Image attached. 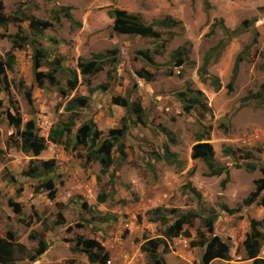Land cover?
Instances as JSON below:
<instances>
[{"label": "rangeland", "instance_id": "374dc122", "mask_svg": "<svg viewBox=\"0 0 264 264\" xmlns=\"http://www.w3.org/2000/svg\"><path fill=\"white\" fill-rule=\"evenodd\" d=\"M6 25L0 24V61L7 54L15 56L12 71H5L8 91L0 93V239L23 246L17 250L14 264H91L82 242H92L93 264H151L140 250L147 241L160 238L157 255L164 264H200L206 245L213 236L228 248L230 260L220 258L209 264H253L243 242L251 232L252 221H262L264 237V0H0ZM66 9L71 20L65 15ZM119 9L140 15L145 24L161 31L158 40L120 35L112 31L109 11ZM171 17L179 22L172 31L156 22ZM31 19L47 27L38 33L30 28ZM222 20V21H221ZM244 23V24H243ZM221 24V25H220ZM246 25V28H242ZM230 32L240 29L230 38ZM213 30L212 34L210 31ZM173 32V36L170 35ZM18 37L17 44L11 37ZM226 41L207 71L221 83L214 91L210 80L199 76L207 51ZM164 43V45H162ZM40 46L50 56L59 58L63 71L42 66L37 72L54 75L57 85L44 80L39 87L33 75V48ZM185 50L183 63L176 66L171 54ZM149 50L155 66L138 55ZM116 51L115 67L105 64L94 76H82L77 70L79 59ZM187 53V54H186ZM241 57L232 90V69ZM112 58V56H111ZM145 68L154 75L151 82L136 76ZM70 71L78 84L67 91ZM189 84L203 93L209 113L198 119L194 111L184 113L176 94ZM105 86V89H97ZM61 89L66 91L62 95ZM90 89L95 90L92 94ZM31 92V100L26 92ZM89 96L88 107L77 111L70 147L47 141L45 151L32 156L21 151L20 134L29 120H34L39 135L47 138L57 122L69 116L64 111L68 101ZM120 97L139 103L142 121L123 107L112 104ZM18 111V130L9 124L7 115ZM128 124L123 141L124 157L113 151V165L101 174V165L82 145H75L76 130L92 120L99 132L95 150L109 131ZM134 123V124H132ZM208 136L216 164L227 167L225 178L208 177L200 159L192 158L197 139ZM205 139V138H204ZM176 155L175 163L164 158L163 147ZM230 150L228 155L226 150ZM55 161L51 174L56 188L53 200L43 191V179L26 176L33 166ZM39 188L35 193L34 188ZM252 193L256 201L245 204ZM226 206L231 212L222 210ZM158 209V210H157ZM195 212L199 218L184 234L168 239L164 232L171 225V210ZM215 210L218 214L213 234L206 233L203 219ZM158 215L168 218L157 219ZM188 234V235H186ZM204 234V240L199 237ZM44 241L47 249L34 262L29 256ZM205 241V246H200ZM195 245H191V243ZM264 264V239L258 250Z\"/></svg>", "mask_w": 264, "mask_h": 264}, {"label": "trees", "instance_id": "16d2710c", "mask_svg": "<svg viewBox=\"0 0 264 264\" xmlns=\"http://www.w3.org/2000/svg\"><path fill=\"white\" fill-rule=\"evenodd\" d=\"M2 4L0 3V24L6 25L5 17L2 14ZM264 9V8H263ZM66 17L71 20V16L66 9L65 13ZM108 16L113 20L112 31L116 34L120 35H128L135 36L140 38H150L154 40H158L161 38L162 33L159 30L155 29L154 25L145 24L140 15L128 13L125 10L115 9L109 11ZM222 21V20H221ZM244 24V23H243ZM156 25L160 28L168 29L172 31V29L179 26V22L174 20L171 17L164 18L158 22ZM221 25V24H220ZM47 27V24L43 21H39L36 19H31L30 28L36 29L40 35L42 31ZM242 28H246V25H242ZM224 35L228 38L234 36L236 33H239L241 30H234L230 32L226 27L221 28ZM213 30L210 31L212 34ZM170 35L173 36V32H170ZM15 45L18 43V37L10 38ZM164 45V43H162ZM226 41L221 40L217 45L210 48L206 55L204 56V62L198 73L199 76L206 81L210 80V84L213 87L214 91H219L221 89V83L215 77H211L208 74L207 68L210 64V61L219 55L220 51L225 47ZM185 50L179 47L171 54V61L176 64V66H181L183 63V56L185 55ZM116 51H108L106 54H95L91 57V59H79L77 63V70L80 72L82 76L91 77L99 73L103 70L104 61L105 64L109 63L111 66L115 67L118 60L115 56ZM187 54V53H186ZM138 55L145 61L146 64L151 66H155V62L153 60L152 54L149 50H141L138 52ZM112 56V58H111ZM49 55L47 54L44 48L40 46H36L33 48V75L35 81L41 87L43 85V81L46 80L50 85L55 86L57 82H55L54 75L43 74L42 72H37V69L42 66L49 67L54 71H63L64 66L62 65V61L59 58H54L49 61ZM241 61V57L237 56L235 59L231 82L228 84L227 89L229 91L232 90V83L234 82L237 73H238V65ZM15 63V56L13 54H7L4 62L0 61V93L8 91L9 84L5 75V71H12L13 65ZM71 78L67 81V91H72L77 87L78 80L77 75L74 71H70ZM136 76L140 79L145 80L146 82H151L154 79V75L148 72L145 68H141L135 72ZM99 89H105V86H100ZM95 90L90 89V93L92 94ZM62 95L67 93L63 89L60 92ZM26 96L31 100V92L27 91ZM89 97V96H88ZM87 96H77L68 101L64 107V111L69 114L67 120L65 122H57L55 125H52L48 131L47 138L39 135L38 128H36V123L34 120H29L24 125V130L20 134L21 137V145L20 149L25 154H31L36 157L39 156L40 153L45 151L47 147V141L51 142L55 145L64 146L65 150H68L70 147V135L72 134V128L75 127V121L77 119V111L87 108L89 103V98ZM176 97L179 102L182 104V109L184 113H190L194 111L198 117V119L202 120L209 113L210 109L207 104V100L204 97L203 93L199 90L193 89L189 84L186 85L184 90L178 92ZM112 104L123 107L126 109L128 113H131L137 117L138 123H143L142 121V113L143 109L139 103L129 102L126 99L116 97L112 98ZM15 117L11 115H7V119L9 124L18 130L21 125V117L17 110ZM122 126L119 129H111L109 131L110 139H105L99 145V147L95 150L96 146L99 144L98 136L99 132L96 128V125L92 120H87L83 122L79 128L76 130L75 145H82L88 150H90V156L93 155V160H96L100 163L102 169L101 174H108L109 169L113 165V151L116 152L120 157H124V137L128 132V124L125 119L122 118ZM134 124V123H132ZM205 138V139H204ZM202 140L207 141L208 136L197 139V144L192 148V158L200 159L206 165L208 169V177H219L222 174L225 175V178L221 182V187L224 188L225 185L229 182V172L227 167L220 166L216 164L214 160V152L212 146L208 143H201ZM228 155L231 151L228 149L226 152ZM163 158L170 164L176 162V155L169 151L168 146L163 147ZM41 168L38 166H33L28 172L24 173L26 176L35 179H43L44 184L42 186L43 191L47 192L48 198L53 200L56 195V188L53 183V179L51 178V174L54 172L55 161L49 160L46 162H42ZM264 171V170H262ZM258 191L264 188V179L257 181ZM34 192L38 193L39 188H34ZM255 193H252L248 199L244 201L245 204L249 205L256 201ZM264 203V198L263 202ZM158 210V209H157ZM222 210L226 212H231L228 210L226 206L222 207ZM170 214L173 216V220L171 225L166 229L164 235L166 238H176L185 233L183 231V226H191L192 221L194 219L199 218L198 214L195 212H177V210L173 209L170 211ZM157 219L161 221H166L168 218L164 215H158ZM218 219V214L215 210H212L207 217L203 219V227L206 233L212 235L213 227ZM262 225V221H252L251 222V232L246 236V239L243 242L244 248L246 250V254L248 259L253 261V264H262V260L258 259V250L260 245L264 239L263 235L260 233L259 228ZM188 235V234H186ZM199 237L204 240L205 235L199 234ZM165 241L157 238L154 240L147 241L144 245L141 246L140 250L145 252L150 260L151 264H164V261L157 255V250L159 246L164 244ZM38 248L34 251L31 256H29V260L34 262L38 259L39 256L44 254L47 249V245L44 241H38ZM82 244L90 249L88 252V260L91 264L96 262V254L92 253L91 250L93 248V243L90 241L82 242ZM191 245H195L193 242ZM200 246H205V241H200ZM24 247L18 245L17 243H13L11 241H7L4 239H0V264H14L16 261V252L17 250H22ZM220 258L225 261L230 260L228 254L227 246L220 242L217 236H213L208 244L206 245L205 251L201 258L200 264H209L212 260Z\"/></svg>", "mask_w": 264, "mask_h": 264}, {"label": "built area", "instance_id": "2783aa9c", "mask_svg": "<svg viewBox=\"0 0 264 264\" xmlns=\"http://www.w3.org/2000/svg\"><path fill=\"white\" fill-rule=\"evenodd\" d=\"M106 264H112V262H111L110 260H108V261L106 262Z\"/></svg>", "mask_w": 264, "mask_h": 264}]
</instances>
